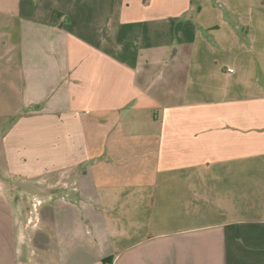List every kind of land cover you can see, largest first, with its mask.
I'll return each instance as SVG.
<instances>
[{"label": "crops", "instance_id": "crops-1", "mask_svg": "<svg viewBox=\"0 0 264 264\" xmlns=\"http://www.w3.org/2000/svg\"><path fill=\"white\" fill-rule=\"evenodd\" d=\"M3 121L0 264H264V0H0Z\"/></svg>", "mask_w": 264, "mask_h": 264}, {"label": "rangeland", "instance_id": "rangeland-1", "mask_svg": "<svg viewBox=\"0 0 264 264\" xmlns=\"http://www.w3.org/2000/svg\"><path fill=\"white\" fill-rule=\"evenodd\" d=\"M7 121H3L1 122L0 124H5ZM33 165V163L31 164ZM11 176L10 177H5V181L8 182L11 180ZM14 179H17V176L14 177ZM39 179H42V180H39L40 183H37L38 185L42 186V187H45L44 185H46V182L43 181V177H40ZM24 194V193H22ZM20 194V196L22 195ZM6 195H8V197H11V194L9 193H6ZM25 195V194H24ZM35 195V196H34ZM46 193L43 192V191H38V190H33V191H30L29 193L26 194V196L28 197V203H29V208L27 209V214L25 215V218H26V228L29 229L30 228V232L31 230H36L39 226V217H40V214L42 213V209H43V206L40 205V202H38V207H36L35 209V205L37 204V198H41V197H45ZM42 199V198H41ZM40 230H45V228L43 227L42 225V222H40ZM44 232V231H43ZM32 235V234H31ZM156 241L154 240H151L147 243H145V246H149L151 244H154ZM1 247V246H0Z\"/></svg>", "mask_w": 264, "mask_h": 264}]
</instances>
